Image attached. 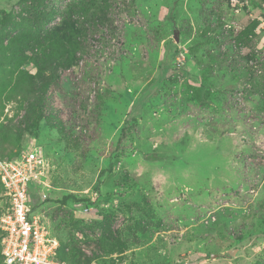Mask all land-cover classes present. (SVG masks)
<instances>
[{
	"label": "rangeland",
	"instance_id": "rangeland-1",
	"mask_svg": "<svg viewBox=\"0 0 264 264\" xmlns=\"http://www.w3.org/2000/svg\"><path fill=\"white\" fill-rule=\"evenodd\" d=\"M32 3L0 0V46L31 27ZM110 5L30 133L17 130L36 71L0 53V160L37 153L49 187L29 184L46 195L31 211L90 264H264V0ZM8 206L0 184V219Z\"/></svg>",
	"mask_w": 264,
	"mask_h": 264
},
{
	"label": "trees",
	"instance_id": "trees-1",
	"mask_svg": "<svg viewBox=\"0 0 264 264\" xmlns=\"http://www.w3.org/2000/svg\"><path fill=\"white\" fill-rule=\"evenodd\" d=\"M46 1L33 0L34 10L29 20L33 19L34 22L31 20L28 25H31L32 28L23 26L16 32L5 34L1 40L0 53L6 55L11 61L14 59L27 61L36 71L33 76L28 75L29 78L23 77L24 84L21 95L26 99L27 106L21 118L22 128L17 130L21 134L30 133L32 129L36 130L40 121L47 120L44 111L48 95L51 88L58 84L61 73L78 66L87 51V42L91 38V34L111 26L108 19L110 0H72L61 12L58 10L55 12L52 8H48L45 4ZM58 15L59 24L50 28V23ZM43 20L44 24L41 25L40 22ZM41 26L43 27L42 31ZM7 37L9 38L6 40ZM4 40H6L5 46L2 45ZM173 57L172 53L163 57L165 62H162L160 66L162 74L166 73L167 64ZM7 130L12 131V128L7 127ZM125 137V128H122L118 143L125 140ZM10 144L9 138L0 136L1 156L4 155V150H8ZM147 159L151 160L152 158L148 157ZM28 199L29 206L34 208L39 200V195L29 189ZM57 258L66 264L91 263L86 255L72 248L62 252L60 243ZM0 260V264H2L1 254Z\"/></svg>",
	"mask_w": 264,
	"mask_h": 264
},
{
	"label": "built area",
	"instance_id": "built-area-1",
	"mask_svg": "<svg viewBox=\"0 0 264 264\" xmlns=\"http://www.w3.org/2000/svg\"><path fill=\"white\" fill-rule=\"evenodd\" d=\"M46 173L43 160L31 150L15 160H0V184L9 201L0 219L2 264H66L57 258V238L28 204L30 183L49 187ZM38 195L46 199L44 193Z\"/></svg>",
	"mask_w": 264,
	"mask_h": 264
},
{
	"label": "water",
	"instance_id": "water-1",
	"mask_svg": "<svg viewBox=\"0 0 264 264\" xmlns=\"http://www.w3.org/2000/svg\"><path fill=\"white\" fill-rule=\"evenodd\" d=\"M214 257H215V255H212V256H211V258H214Z\"/></svg>",
	"mask_w": 264,
	"mask_h": 264
}]
</instances>
